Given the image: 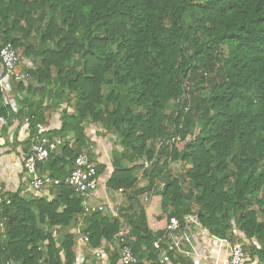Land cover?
Here are the masks:
<instances>
[{
  "label": "trees",
  "instance_id": "16d2710c",
  "mask_svg": "<svg viewBox=\"0 0 264 264\" xmlns=\"http://www.w3.org/2000/svg\"><path fill=\"white\" fill-rule=\"evenodd\" d=\"M0 39V48L25 46L27 57L40 60L28 70L33 83L13 85L16 111L3 104L0 91V120L14 114L23 124L28 117L36 133L48 110L74 100L73 114L62 110L59 129L46 133L64 140L63 152L40 168L65 179L79 154L92 155L86 126H101L114 145L106 189L128 192L130 200L115 218L83 216V198L65 185L51 188L52 199L11 194V205L0 212V222L8 219L0 264H74L80 235L89 237L91 249L106 243L116 264L123 226L139 264H159L162 248L173 259L165 245L154 247L162 233L150 229L141 202L147 193L161 196L163 212L183 226L197 216L221 239L238 213L239 229L261 245L253 259L264 264V221L249 210L264 204V0H0ZM186 92L191 111L176 117ZM197 128L184 150L157 151L161 140L185 139ZM144 158L152 164L139 188ZM169 158L192 167L175 177ZM97 168L101 175L107 167ZM182 189H192V199ZM230 241L234 246L235 237Z\"/></svg>",
  "mask_w": 264,
  "mask_h": 264
},
{
  "label": "built area",
  "instance_id": "2783aa9c",
  "mask_svg": "<svg viewBox=\"0 0 264 264\" xmlns=\"http://www.w3.org/2000/svg\"><path fill=\"white\" fill-rule=\"evenodd\" d=\"M25 70H23V68ZM0 91L4 94L5 99L11 105V108L16 111L18 109V103L14 93H12V84L25 82L27 83L31 75L30 64L23 62L19 49H16L13 44H4L0 48ZM13 94V95H12ZM178 108L175 112V116L178 117L181 114H186L191 111V98L189 93H184L183 96L177 100ZM20 122V121H19ZM18 120H14V123L19 125ZM25 130L28 131V137L30 140L29 152L23 155L20 170L27 180V184L32 191L36 194H44L45 190L49 188L65 185L74 190V192L83 198V216L93 213H111L115 218H120L119 210L109 208L106 204L93 203L94 194L99 190L101 186V177L98 172L97 165L93 161L89 151L84 150L75 159V164L72 172L65 179L61 180L41 172L40 164L49 161L53 153H60L65 144L64 140L59 137H51L46 134L45 130L39 129L36 133H32L30 129V119L26 117L24 119ZM6 120L0 121V128L8 127ZM180 135H173L170 138H165L157 144V151H161L165 148L172 150L181 141ZM89 150H94L93 144H90ZM143 201H148V196H145ZM12 201L7 196L6 190L0 185V212L4 205H11ZM8 219L6 217L0 222V229L5 230V224ZM166 230L174 237L178 243L186 242L190 243L191 238L183 231V224L177 217H170L168 219ZM77 233L79 231L77 230ZM128 228L123 226L120 233L116 237V246L121 249L119 260L116 264H139V258L135 254L133 248L127 240ZM89 237L87 235H80L77 240V247L81 244L89 247ZM163 239L159 238L154 242V247L158 250L161 249ZM95 251L97 260L101 261V264L106 261V256L101 249H92ZM258 259H253L251 252L246 250L242 244L233 246L230 251V255L227 259V264H254ZM6 264H13L8 261ZM74 264H91L86 255L81 252L78 253L76 262ZM159 264H171L168 259L164 258L159 261Z\"/></svg>",
  "mask_w": 264,
  "mask_h": 264
},
{
  "label": "crops",
  "instance_id": "0c3cea01",
  "mask_svg": "<svg viewBox=\"0 0 264 264\" xmlns=\"http://www.w3.org/2000/svg\"><path fill=\"white\" fill-rule=\"evenodd\" d=\"M28 62L31 66L32 62L29 60ZM22 68L25 70L24 67ZM62 110L63 109L60 108L57 111L62 113ZM9 119L10 120L7 121L9 126L0 128V185L5 188L8 197L11 194L19 192L22 198L30 200L33 197L40 195L34 193V191L30 189L27 184V180H25V176L20 170L23 155L28 153L30 148V144L28 143V131L25 130L24 123L22 124L19 122L14 114H11ZM15 119L18 120L19 125L14 123ZM60 119L61 118H59V114H57V117L56 115H53L52 118L47 116L45 122L46 124H40L36 126V129H43L46 133L55 129H59ZM2 120L4 119H1L0 121ZM86 132L94 146V150L92 151L91 155L93 161L97 167L98 165H105L107 167L105 172L100 175L101 186L94 194L93 203L106 204L109 208L112 207L117 211L120 207H127L130 204L128 192H111L106 189V183L114 171L111 166L112 162L110 164L106 162V158L109 156L108 151H111V154L113 151V149L111 150V148L108 146V143L113 144L112 135L106 133L101 126H97L95 124H89L87 126ZM110 161H112V158ZM40 169L43 173L42 168ZM48 192H51V188L45 190L44 194ZM145 196H148V201H143ZM158 197H160V208L153 207L150 209L152 200ZM141 202L146 209L150 229L153 232L162 233V236L160 237L163 239L162 244L165 245L170 251H174V258L171 259V257L167 254L166 249L162 248L159 254V261L167 258L171 264H227V259L230 255L232 247V245L230 246L227 241L222 239L215 241L212 238V240H210L209 236V239H207V237L204 236V233L202 234L204 230L198 228L194 231L196 226L193 221L195 220L192 217H187L183 226V231L185 234L190 236L191 242L178 243V241L175 240L174 237L166 230L168 218L166 219V222L159 219L158 215L157 217L155 216V214L162 210V197L147 193L141 196ZM152 210L153 217L150 216V212ZM14 220L15 219L13 218L12 223ZM4 231L0 229V237L4 236ZM73 232H77L76 229H73L72 233ZM106 245V243H103L99 249H101L102 252L107 255L106 261H103V263H110L109 255L106 252ZM81 252L86 255V259L91 264H101V261L97 260L95 256V251L90 247H87L84 244L79 245L77 247V255ZM146 264L150 263L146 262ZM254 264L260 263L255 261Z\"/></svg>",
  "mask_w": 264,
  "mask_h": 264
},
{
  "label": "rangeland",
  "instance_id": "374dc122",
  "mask_svg": "<svg viewBox=\"0 0 264 264\" xmlns=\"http://www.w3.org/2000/svg\"><path fill=\"white\" fill-rule=\"evenodd\" d=\"M23 25H25V22L23 21V23H22ZM15 36H16V38H19V37H21V35L19 34V33H15ZM3 44V42L1 41V39H0V45H2ZM19 51H20V53H21V57H22V61L23 62H26V63H28L29 64V62H28V60L29 61H31L32 62V64H31V66H30V68H31V70H32V73H33V70L34 69H37L38 67H39V65H40V60L38 59V58H36V60H33L32 61V59L31 58H29V57H27L25 54H24V52H25V46H23V47H20L19 48ZM1 68H0V74H1ZM32 76V75H31ZM33 77V76H32ZM32 77H31V82L33 83V79H32ZM17 83H13L12 84V86L13 85H16ZM27 85V84H26ZM47 88H50V86H47ZM15 90H14V88H13V90H12V93H14L15 94V92H14ZM13 95V94H12ZM16 95V94H15ZM190 95H191V93H190ZM21 96H24V94L22 93V94H20V97ZM17 97V96H16ZM3 99H4V101H3V104L5 105V104H9V102L3 97ZM174 103H175V101L174 102H172V107L170 108V112H173L174 111V108H175V106H174ZM47 104H49V102L47 103ZM9 106H11L10 104H9ZM74 106H75V101L73 100V101H71V102H64V104L62 105V109H63V111L65 110V111H67V112H69L70 114H73V112H74ZM60 111V110H59ZM59 111H50V110H48V112H46V115L49 117H51L52 118V116L54 115H56V117H57V114H59V118H61L62 116H63V114L62 113H60ZM62 114V115H61ZM89 122V121H88ZM92 124V123H91ZM89 125V124H88ZM98 126V125H97ZM86 131H87V126H86ZM199 128H197V129H194V133H190V134H188L187 135V137L185 138V139H183L182 137H181V141H180V143L178 144V145H176L174 148H176V149H178L179 151H182V150H184L185 148H186V146L188 145V143H190V142H193L194 140H195V136L199 133ZM87 133V132H86ZM108 146L111 148V150L114 148V145L111 143V144H109L108 143ZM115 148H117V150H119L120 152H122L123 151V148H122V146L121 145H118L117 146V144L115 145ZM108 154H109V156H108V158H106V162H108L109 164L111 163V161H110V159L112 158V155H113V151H112V154H111V151L109 152L108 151ZM169 161H168V167H167V170L168 171H170L171 172V174L173 175V176H175V177H180L183 173H184V171L185 170H187V169H189V168H191L192 167V165L191 164H184V162H183V160H181V159H178V160H173L172 158H169L168 159ZM162 161H163V159H161V165H163V163H162ZM142 164H143V168H141V170L140 171H138L137 172V174H136V177L138 178V187L139 188H142L143 186H145L146 185V183H147V179L144 177V172H145V170L147 169V168H149L150 166H151V164H152V161H149V160H147L146 158H144L143 159V161H142ZM160 165V166H161ZM41 197H47V198H50V199H52V195H51V192H48V193H46V194H41L40 195ZM259 198L261 199V200H264V188H263V190L261 191V193H259ZM146 205H147V203H146ZM145 205V206H146ZM151 208L150 209H152L153 207H156V208H160V197H158V198H154L153 200H152V202H151ZM249 210H254L256 213H257V216H258V218H259V221H264V204L262 205V206H260L259 204H254L253 206H251V208L249 209ZM152 213H153V210L150 212V216L151 217H153L152 216ZM157 215H158V218L159 219H161V220H164V221H166V219L168 218H170L169 216V213H164V212H162V210L161 211H159V213H157V214H155V216L157 217ZM195 221H193L194 222V224H195V228H194V231L196 230V229H202V230H204L203 232H202V234L204 233V236H206L207 237V239H209V237H210V240H218V239H221L220 237H216V236H214L213 234H211V232L207 229V228H205L203 225H201V223L199 222V220H198V217L197 216H193L192 217ZM187 219V218H186ZM238 219H239V214L237 213L236 214V216L234 217V219H232V221H231V228H230V230H229V235L226 237V238H224V239H222V240H224V241H227L228 242V244L231 246V241H230V238H232V236H234L235 237V244H234V246L235 245H237V244H242L243 246H244V248L246 249V250H248L249 252H251V254L252 253H254V251H255V249H257V246L259 247V249L261 248V245H260V243L257 241V239L256 238H248L247 236H245V234L244 233H242V231L239 229L240 227H239V224H238ZM167 222V221H166ZM166 222H165V224H166ZM168 223V222H167ZM209 236V237H208ZM212 238V239H211ZM233 248V245H232V247H231V249Z\"/></svg>",
  "mask_w": 264,
  "mask_h": 264
},
{
  "label": "water",
  "instance_id": "95a60500",
  "mask_svg": "<svg viewBox=\"0 0 264 264\" xmlns=\"http://www.w3.org/2000/svg\"><path fill=\"white\" fill-rule=\"evenodd\" d=\"M62 152H63V149L61 150V153H62ZM182 191H183L184 197H185L187 200L192 199V197H193V191H192V189H189L188 191H185L184 189H182ZM12 221H13V219L10 220V223H12ZM120 251H121V249L118 248V253H120ZM46 263H47V260H46Z\"/></svg>",
  "mask_w": 264,
  "mask_h": 264
}]
</instances>
